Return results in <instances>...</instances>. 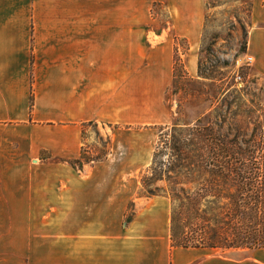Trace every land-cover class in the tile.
<instances>
[{
    "label": "rangeland",
    "instance_id": "1",
    "mask_svg": "<svg viewBox=\"0 0 264 264\" xmlns=\"http://www.w3.org/2000/svg\"><path fill=\"white\" fill-rule=\"evenodd\" d=\"M95 1L103 16L127 19L130 122L82 123L76 159L86 151L90 161L72 165L76 159L47 153L40 157L52 158L45 166L35 158L28 169L13 171L14 186L0 200V264H74L77 228L101 231L116 220L81 216L78 193L87 188L98 195L126 194L115 225L140 227L153 219L165 227L170 199L147 197L141 181L160 134L174 124L193 128L200 119L231 148H264V81L249 51L251 33L264 29V0ZM176 57L189 77L174 82ZM99 162L110 164L98 170ZM103 175L110 182L102 183ZM239 254L264 264V252Z\"/></svg>",
    "mask_w": 264,
    "mask_h": 264
},
{
    "label": "crops",
    "instance_id": "2",
    "mask_svg": "<svg viewBox=\"0 0 264 264\" xmlns=\"http://www.w3.org/2000/svg\"><path fill=\"white\" fill-rule=\"evenodd\" d=\"M102 9L95 0H0V200L14 186L13 171L35 158L45 166L47 153L80 157L82 123H127V19ZM249 51L264 81V29L251 33ZM78 196L82 217L120 223L126 194L87 188ZM167 220L162 229L153 219L140 227L107 221L101 231L77 228L74 264H255L239 254L246 249L174 248Z\"/></svg>",
    "mask_w": 264,
    "mask_h": 264
},
{
    "label": "trees",
    "instance_id": "3",
    "mask_svg": "<svg viewBox=\"0 0 264 264\" xmlns=\"http://www.w3.org/2000/svg\"><path fill=\"white\" fill-rule=\"evenodd\" d=\"M174 63V82L187 79L180 57ZM230 146L200 119L160 134L141 183L147 197L171 201L172 247L264 249V148ZM85 154L71 164L80 165Z\"/></svg>",
    "mask_w": 264,
    "mask_h": 264
},
{
    "label": "built area",
    "instance_id": "4",
    "mask_svg": "<svg viewBox=\"0 0 264 264\" xmlns=\"http://www.w3.org/2000/svg\"><path fill=\"white\" fill-rule=\"evenodd\" d=\"M248 61L249 62H253V58L252 57H249Z\"/></svg>",
    "mask_w": 264,
    "mask_h": 264
}]
</instances>
